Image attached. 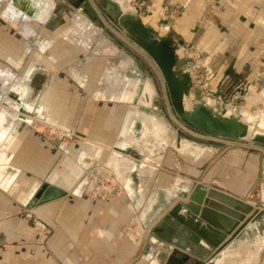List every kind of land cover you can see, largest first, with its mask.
<instances>
[{"label":"crops","instance_id":"crops-1","mask_svg":"<svg viewBox=\"0 0 264 264\" xmlns=\"http://www.w3.org/2000/svg\"><path fill=\"white\" fill-rule=\"evenodd\" d=\"M98 1L102 10L119 2L125 11L133 1V14L173 42L193 78L191 98L200 92L236 115L264 111V0ZM51 2L43 21L27 18L31 35L0 36V264H163L168 253L161 240L150 244L149 231L186 201V191L214 188L259 205L264 150L180 133L160 112L141 64L107 34V14L95 12L93 1L95 15L86 0ZM1 15L4 29L13 27ZM82 20L89 47L75 43ZM33 68L45 83L33 106H19ZM104 74L117 79L111 97ZM46 125L67 133V141L46 134ZM42 188L56 199L27 210ZM96 191L106 198L91 196ZM26 214L47 230H36ZM231 244L226 255L238 251L241 261L264 264V211L255 208Z\"/></svg>","mask_w":264,"mask_h":264},{"label":"water","instance_id":"water-1","mask_svg":"<svg viewBox=\"0 0 264 264\" xmlns=\"http://www.w3.org/2000/svg\"><path fill=\"white\" fill-rule=\"evenodd\" d=\"M87 2L93 3L92 0ZM92 7L100 15L94 3ZM103 11L108 20L124 32L127 39L121 38L104 22L108 29L129 46L141 50L156 66L167 93L168 110L170 113L173 111L182 125L197 134L231 141L250 135L239 119L240 114L235 117L226 115L225 110L230 109L228 106L222 112H216L206 101L194 108L187 105L192 94L193 78L190 71L178 69L177 47L171 40L159 39L139 17L122 12L118 5L104 3ZM16 103L20 106L19 100ZM18 105L20 114L32 115ZM174 121L182 126L176 119ZM46 124L69 131L55 122ZM250 142L264 147L262 140L250 139ZM43 192L44 188L29 200L27 210L56 199L48 194L43 196ZM185 199V202L174 204L149 231L150 244L155 245L157 240H161L162 250L168 253L163 264H216L232 248L235 235L254 209L264 211L263 200H260L258 206L255 203L246 204L214 188L186 191Z\"/></svg>","mask_w":264,"mask_h":264},{"label":"bare ground","instance_id":"bare-ground-1","mask_svg":"<svg viewBox=\"0 0 264 264\" xmlns=\"http://www.w3.org/2000/svg\"><path fill=\"white\" fill-rule=\"evenodd\" d=\"M52 5H53V3L51 2V0H37L36 2H33L32 0H17V5H14L12 3H8L7 9L2 12L1 16L8 23H10L14 28H16L20 32L21 35H23L24 37H28L29 35L32 34V31H31L32 29H31L30 25H28V23H27V18L29 16H33V18H35L39 21H43L44 18L46 17V15L49 13V10H51L50 8ZM118 5H119L122 12L132 13L131 11L130 12L125 11L123 9V6L119 2H118ZM85 27H86V23L83 20L80 21L76 27L77 31H79V34L76 36V39L78 37L79 38L81 37V39L78 38V41L80 40V42H82V43L87 42V31L84 30ZM76 39H75V41H76ZM79 43L76 42V45ZM79 45L84 47V44H79ZM42 46H44V45H42ZM100 50H101V48H100V46H98L95 51L98 52ZM2 76H5V78L10 80L11 73H5L4 75L2 74ZM6 76H8V77H6ZM101 78L103 80V84H102V82H100V84H102L104 87L105 86L108 87V90H110L108 92V96L111 97V95H112L111 92H117L114 89L115 88L114 85H116V83H117L116 77L110 76L108 74H104ZM2 86L3 87L8 86V83H3ZM16 91H17L16 87H14V86H13V88L11 87L10 92H12L13 95L16 94ZM206 103L210 106V108L213 111L222 112V110H220L218 108L219 106L218 107L216 106L214 101L206 100ZM187 105L189 106V102H187ZM225 111H226V115H228V116H231V117L236 116V114L231 109H226ZM18 117H20V119H24L23 117L21 118V116H18ZM239 119L246 126L247 132L250 134L251 140H264V112L260 113V119H259L258 124L255 123L256 118L252 114L245 113L242 110L240 112ZM154 152L156 153V151H154ZM262 195H263V201H264V191H263ZM243 252H244V250H243ZM243 252H242V254H244ZM237 253H238V251H234L232 254H228V255H226L224 253L222 258L220 260H218L216 262V264H230L231 262H234V261L236 262V263L234 262L235 264H250V262L241 261L242 258L240 256V253H238V254ZM243 256L244 255H242V257ZM252 258H253V256H252ZM242 260H244V259H242ZM253 260H254L253 262H255L256 259H253ZM246 261H249V259Z\"/></svg>","mask_w":264,"mask_h":264},{"label":"rangeland","instance_id":"rangeland-1","mask_svg":"<svg viewBox=\"0 0 264 264\" xmlns=\"http://www.w3.org/2000/svg\"><path fill=\"white\" fill-rule=\"evenodd\" d=\"M87 1V0H86ZM95 4H96V6L98 7V9L100 10V12L101 11H103L102 9H101V6H100V4H99V1L97 2V0H92ZM86 4H87V9L89 10V11H91L92 12V15H95V13H94V11H93V9H92V7L89 5V3L88 2H86ZM8 6V5H7ZM4 7H5V4H2V5H0V13H2L3 11H5L6 9H4ZM126 7H130V9H131V12L133 13L134 12V9H133V1H131L130 3H127L126 4ZM4 9V10H3ZM123 9L125 10L126 8H125V6H123ZM129 9V8H128ZM128 12H130V11H128ZM102 16H104V19H105V21L108 23V25L110 26V27H112V29H114V31L115 32H117L118 33V35L121 37V38H125V39H127L126 37H125V35H124V32L122 31V30H120V29H117L109 20H108V18H107V16L104 14V13H102ZM106 17V18H105ZM7 22V21H6ZM4 21L0 18V36L1 37H4V36H6V37H4V38H6V40H8V39H12V40H17V41H19L18 40V38L19 37H17V34H16V28H14V27H11V26H9V27H7L6 29H4ZM100 26H102L103 27V29H105L104 28V26L100 23ZM75 31H77V29H76V25H75ZM106 32H107V34L111 37V39L121 48V49H123L124 51H126L129 55H131L133 58H135L140 64H141V66H142V68H143V70H144V73H143V77L144 78H148V79H150V81H151V83L153 84V86H154V89H155V93H156V98H155V103H158L159 104V108L161 109V111L160 112H162V113H164V115L167 117V119L175 126V127H178L179 128V132L180 133H182V134H184L185 136H187L186 135V133H185V131H184V129L182 128V127H180L174 120H173V118H172V116L182 125V123L175 117V115H174V113H173V111H171V113H170V111L168 110V107H167V104H166V101H165V98H164V92H163V87H162V83H161V81H160V78L158 77V75L156 74V72L153 70V68L147 63V61L140 55V54H138L137 53V51L133 48V47H131V46H129L128 44H126L125 42H123L118 36H116L115 34H113L110 30H108L107 28H106ZM3 35V36H2ZM79 38V37H78ZM78 38L76 39V37H75V39H76V41H75V43L76 42H80V40L78 41ZM79 39H81V37L79 38ZM32 41V40H31ZM79 44H84V47H89L90 45L87 43H82V42H80ZM16 46H18L19 47V43H16ZM20 51V50H19ZM17 55V54H16ZM21 55V54H20ZM19 54L17 55V57H19V58H22L23 59V63H24V65L26 64V63H28V62H30L29 60L31 59V57L30 56H26V57H21ZM182 63H183V61H182ZM181 63V61H179V59H178V61H177V67H178V69H180V70H183V64ZM23 65V67H19V71H21V70H23V68L25 67ZM167 94V93H166ZM203 96H202V93H200V92H198V94H196V96H194V97H192V98H190V102H189V107L190 108H194L197 104H199V103H201L202 101H203ZM207 100H210V99H207ZM211 101H213V100H211ZM262 112H264V111H262ZM260 113L261 112H259L258 114H252L255 118H256V122L255 123H257L258 124V122H259V119H260ZM183 127H185L184 125H182ZM257 126V125H256ZM46 134H50L51 136H60L61 135V137H59L60 138V141H62V142H64V141H67V133H64L63 131H60L59 129H56V128H53V127H50V128H52V129H50L49 128V126H47L46 125ZM186 128V127H185ZM59 131V132H58ZM57 134V135H56ZM190 137H191V135H189ZM191 138H194V137H191ZM199 139H201V138H199ZM195 140H197L196 139V137H195ZM232 142H234V143H236V144H246V145H248V148H252V147H254V148H258L259 150H264V147H261V146H259V145H255V144H252L251 142H250V140L249 139H247L246 140V142H245V140H236V141H232ZM259 188H261L262 189V194H263V191H264V171L262 172V175H261V177H260V180L257 182V184H256V189H259ZM91 196H94V197H102V198H106V194H102L101 195V193L99 192L98 194H97V191H96V193L95 194H93L92 193V195ZM256 198H258V197H256ZM262 200H263V195H262ZM258 201V200H257ZM35 219V218H34ZM47 229H46V227H45V230H39V231H46Z\"/></svg>","mask_w":264,"mask_h":264},{"label":"flooded vegetation","instance_id":"flooded-vegetation-1","mask_svg":"<svg viewBox=\"0 0 264 264\" xmlns=\"http://www.w3.org/2000/svg\"><path fill=\"white\" fill-rule=\"evenodd\" d=\"M24 90L22 94V98L19 100L22 102L24 105L28 106H33L34 104V97L37 94V92L40 91V88L43 86L45 83V75L44 73L37 69L33 68L28 75L24 79ZM45 122H55L54 120H51L50 118H42ZM46 122V123H47ZM57 124V122H55Z\"/></svg>","mask_w":264,"mask_h":264},{"label":"built area","instance_id":"built-area-1","mask_svg":"<svg viewBox=\"0 0 264 264\" xmlns=\"http://www.w3.org/2000/svg\"><path fill=\"white\" fill-rule=\"evenodd\" d=\"M135 49V48H134ZM137 51L138 54H140L146 61L147 63L153 68V70L156 72V74L158 75V77L160 78V81L162 83V87H163V92H164V98H165V101H166V104L168 105V101H167V94H166V91H165V86H164V83H163V80H162V77L160 76V73L158 72L156 66L153 64V62L148 59L143 53L141 50L139 49H135ZM173 118V116H172ZM173 120H175L173 118ZM176 122V121H175ZM179 125V124H178ZM182 127V126H181ZM186 132H188L189 134L197 137V138H207V139H210V140H213V141H217V142H225L226 144H228L229 146L233 147V146H237L238 144L232 142V141H227L225 139H220L219 137H213V136H206V135H201V134H197L185 127H182ZM25 217L30 220L33 224V227L36 229V230H45V226L44 224H42L41 222H39L37 219H34L30 214H26Z\"/></svg>","mask_w":264,"mask_h":264}]
</instances>
